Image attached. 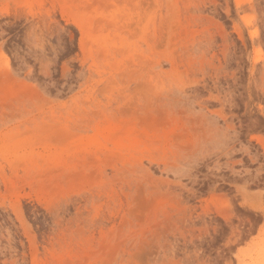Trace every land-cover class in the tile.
Returning <instances> with one entry per match:
<instances>
[{
    "label": "rangeland",
    "instance_id": "1",
    "mask_svg": "<svg viewBox=\"0 0 264 264\" xmlns=\"http://www.w3.org/2000/svg\"><path fill=\"white\" fill-rule=\"evenodd\" d=\"M0 264H264V0H0Z\"/></svg>",
    "mask_w": 264,
    "mask_h": 264
}]
</instances>
